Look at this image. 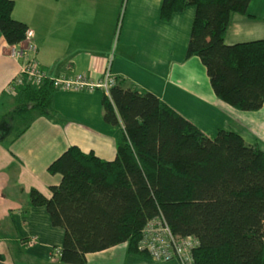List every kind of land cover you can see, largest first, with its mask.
<instances>
[{
    "label": "trees",
    "instance_id": "16d2710c",
    "mask_svg": "<svg viewBox=\"0 0 264 264\" xmlns=\"http://www.w3.org/2000/svg\"><path fill=\"white\" fill-rule=\"evenodd\" d=\"M251 1L164 0L161 10L169 22L196 8L187 58L201 61L215 96L240 112L264 106V40L225 43L231 17L247 14ZM14 10L15 0H0V33L11 48L29 31ZM16 91L5 119L23 125L19 135L34 113L57 116L49 78L39 88L26 84ZM103 109L107 124L123 128L116 159L71 147L48 169L61 176L51 196L36 189L29 194L31 206L45 209L52 227L64 231L61 263L86 264L89 255L122 245L128 255L152 260L141 248L143 232L161 217L176 238L195 240L194 264H264L261 149L222 129L212 139L155 95L121 84L104 96Z\"/></svg>",
    "mask_w": 264,
    "mask_h": 264
},
{
    "label": "crops",
    "instance_id": "0c3cea01",
    "mask_svg": "<svg viewBox=\"0 0 264 264\" xmlns=\"http://www.w3.org/2000/svg\"><path fill=\"white\" fill-rule=\"evenodd\" d=\"M163 2L15 0L13 17L33 33L35 58L48 76L98 82L109 71L117 84L155 95L206 136L214 139L220 129L235 132L264 152V106L240 112L215 96L201 61L187 58L196 8L163 22ZM258 40H264V0H252L245 15H233L225 36L229 46ZM11 49L0 33V264H63L52 257L56 245L44 244L42 253L24 243L48 229L49 215L31 206L30 191L51 196L61 176L48 169L71 147L114 161L123 128L105 122L102 91L57 90V116L34 113L29 129L19 135V123H3L15 108L18 91L10 86L24 63L11 56ZM19 233L25 236L21 247L11 240ZM130 257L122 245L89 255L86 264H128Z\"/></svg>",
    "mask_w": 264,
    "mask_h": 264
},
{
    "label": "built area",
    "instance_id": "2783aa9c",
    "mask_svg": "<svg viewBox=\"0 0 264 264\" xmlns=\"http://www.w3.org/2000/svg\"><path fill=\"white\" fill-rule=\"evenodd\" d=\"M33 33L28 31L26 39L22 45L12 48L11 56L20 61H24L19 77L11 84V92H17L18 87L30 84L36 88L41 87L49 78L56 90L62 91H85L93 92L100 90L105 96L110 98L111 89L117 85L115 77L108 71L102 80L95 82L85 76L75 78H52L41 70L35 55L37 46L32 41ZM38 241L36 237L30 239V244ZM196 242L192 238H176L166 221L157 217L150 221L143 232L141 248L148 252L152 261L156 263L194 264L192 252ZM53 258L60 257V250L56 249L52 253Z\"/></svg>",
    "mask_w": 264,
    "mask_h": 264
},
{
    "label": "rangeland",
    "instance_id": "374dc122",
    "mask_svg": "<svg viewBox=\"0 0 264 264\" xmlns=\"http://www.w3.org/2000/svg\"><path fill=\"white\" fill-rule=\"evenodd\" d=\"M11 51H12V49H11ZM10 118L11 117H8L7 119H4L3 123L4 124H5V122L10 123L9 122ZM19 127L20 128H23V125L21 124V125H19ZM43 212H45V211H43ZM48 220H49V217L47 219L48 229L47 230H44L41 233L40 238H37L38 239V242L32 245V246L36 245V247L40 249V250L38 249L37 251H40L42 253L43 252H47V249L45 247H43L44 244L54 245V246L56 245L57 246V249H60V247L62 245V242H63V239H64V231L62 229H60V228H54V227H52L51 224L49 225V222L50 221H48ZM42 223H44V221H42ZM24 237L25 236H21V233H19L14 238H11V240L15 241L14 243L16 245H19L21 247V240H23ZM28 248H26L25 250H27V251L33 250L31 248H29V249ZM42 248H45L46 250H44ZM25 250H23L24 253H25ZM54 250H56V249H54ZM140 259L141 260H144V262L146 264H159V263L153 262L152 260L142 259V258L137 257V256L130 257L129 260H128V264H136V261H139ZM160 264H164V263H160ZM166 264H178V262L173 261L171 263H166Z\"/></svg>",
    "mask_w": 264,
    "mask_h": 264
}]
</instances>
